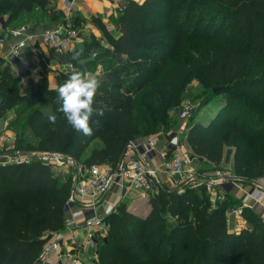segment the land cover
I'll return each mask as SVG.
<instances>
[{
	"label": "trees",
	"instance_id": "16d2710c",
	"mask_svg": "<svg viewBox=\"0 0 264 264\" xmlns=\"http://www.w3.org/2000/svg\"><path fill=\"white\" fill-rule=\"evenodd\" d=\"M48 0H0L4 26L22 11L44 10ZM218 20L220 25L211 21ZM226 36H220L228 20ZM116 39L104 34L107 48L85 43L73 67L93 74L100 67L89 121L90 136L71 129L57 112L56 89L41 75L29 84L21 137L7 153L60 155L78 164L81 173L108 166L114 170L130 143H140L166 125L177 95L192 78L201 77L206 99L223 96V108L206 125L187 123L184 142L189 156L221 171L229 163L231 144L264 146V0H145L125 2L117 18ZM96 50L91 60V48ZM180 56L177 59L174 56ZM76 64V66H75ZM69 75H60L61 85ZM212 88H220L212 94ZM17 80L0 72V118L18 101ZM145 116L134 100L141 92ZM210 102V101H209ZM208 101L205 104L209 103ZM57 117L55 124L48 121ZM236 115L246 116L243 126ZM26 134V136H25ZM28 134V135H27ZM139 139V141H136ZM143 139V140H142ZM88 152L86 157L82 156ZM236 155L231 175L246 180L264 176V154ZM74 171V168H71ZM74 175L61 176L51 165L31 157L26 164H0V264H34L43 246L64 229ZM177 189V188H176ZM147 192L143 218L117 206L103 219L105 233L85 264H264V222L245 208V224L233 230L225 215L235 209L228 195L214 210L203 187ZM167 218L176 223H168Z\"/></svg>",
	"mask_w": 264,
	"mask_h": 264
},
{
	"label": "crops",
	"instance_id": "0c3cea01",
	"mask_svg": "<svg viewBox=\"0 0 264 264\" xmlns=\"http://www.w3.org/2000/svg\"><path fill=\"white\" fill-rule=\"evenodd\" d=\"M144 1L145 0H112L111 2L106 0H48L47 6L44 10L34 6L32 12L22 11L19 13L17 20L10 22L7 26H4L7 21L6 16H0V36L4 33L8 34L7 38L3 40L0 39V67L2 69L7 68L10 74L18 81L19 85H26L25 87L28 91L31 81L37 80L41 75L46 79L49 89L55 90L59 83L60 75H70L71 72L65 66L64 54L66 50L56 53L44 49L40 44V36L46 32H52L55 30L73 31L76 36L67 44V50H69V52H67L73 59L76 58L77 51H80L85 43L91 41L99 42L101 47L107 48L108 43L105 42L103 35L109 34L112 39H116L119 36L116 25H112L103 20L101 22L105 27L103 25L98 26V21L100 19L87 22L88 19L92 16H102V18H107V16L112 15V13L114 14L115 11H118L116 16L118 17L125 2L142 4ZM69 6L71 7L70 12H66V7ZM20 27L25 28V45L20 49L19 54L29 62L30 68L36 71V74L25 71L11 55V51L17 44L18 40H14L10 33ZM99 74L100 67H97L96 71L91 75L97 77ZM1 119L2 118H0V130L3 127V120ZM197 122L200 123L199 120H197ZM174 135L175 134L168 137L164 136L161 141L158 140L154 149L155 151L147 164L148 167L155 171V175L152 178L154 185L167 191L176 189L174 182H177V178L169 177L165 171L166 165L172 158L171 149L168 148V143L174 139ZM183 137L184 136L179 137L183 147L182 151L184 155L191 158ZM13 141V133H8L3 129V132L0 134V155H9L7 153V148L9 150L12 149V147L9 146L13 144ZM160 153L164 154V156H161L162 154L160 155ZM137 158V153L134 151H127L124 154L123 161L131 162ZM191 161L193 163L192 165L198 172L199 169H201L200 166H204L211 170L208 165H204L205 163L203 161L200 162L194 159ZM111 170L112 169L108 166L97 167V172L103 174L108 173ZM89 171L81 173L79 178L82 182H85L90 177L91 173H89ZM207 172L209 173L199 172V174L211 177L216 171L212 170ZM234 194H236V192H234ZM121 202L128 204L127 211L129 213L141 218L145 217L149 211L148 199L145 193H140L137 190L130 188L126 183L118 181L111 191L104 195V197L95 204L96 207L94 214L103 220L108 214L114 211L119 204H123ZM78 206L79 204L73 205L70 209L71 212L75 211ZM261 209L264 210V207ZM230 228L237 230L240 227L237 228L236 226L231 225ZM57 234H60L64 239L62 251L68 253V256L77 258L79 264H82L79 260V256H85L87 253L90 254V251L80 249L84 240L82 231L80 229H63ZM92 259L93 257L90 258L91 261ZM50 261L51 264H54L56 262V257L52 255ZM34 264L38 263L36 262Z\"/></svg>",
	"mask_w": 264,
	"mask_h": 264
},
{
	"label": "built area",
	"instance_id": "2783aa9c",
	"mask_svg": "<svg viewBox=\"0 0 264 264\" xmlns=\"http://www.w3.org/2000/svg\"><path fill=\"white\" fill-rule=\"evenodd\" d=\"M111 2L112 0H106ZM70 6L66 7V12H70ZM11 37L18 40L13 47L11 55L14 60L25 70L32 74L36 71L30 68L29 62L19 54L20 49L25 45V28L20 27L11 31ZM75 33L71 30H55L46 32L40 36V44L44 49L52 52L65 51V66L71 71L70 55L68 54L67 44L75 38ZM68 51V52H67ZM95 56H91L94 58ZM191 109L186 107L178 115V125L174 139L168 143V148L171 149L172 158L166 165L165 171L169 177L177 178L174 186L184 187L191 190H196L203 187L210 203V209L216 208V203L222 202L228 195H233L238 190V184L232 181H226L228 178L219 171L213 173L211 177L200 175L197 169L192 165L190 158L183 153V147L179 137H182L187 130V123ZM158 139H148L143 144L130 143L127 151H134L138 154V158L131 162L122 161L121 166L117 172L111 170L108 173L97 172V167L90 169V177L82 182L79 178L81 169L74 174L72 184L75 185L74 190L69 193L67 202L68 217L64 222L65 230L80 229L84 235V240L80 249L84 251H91L94 249L97 238L103 237L105 227L103 220L94 214L96 203L104 197L118 181L126 183L130 188L137 190L140 193L149 192L154 185L152 178L155 171L148 167V162L154 153L155 146ZM30 158H13L0 160V164H14L21 165L30 161ZM37 161L51 165L56 171L60 172L64 168V163L72 165L70 159H64L60 155L41 154L36 157ZM245 198L247 200L248 208L251 210L252 205L264 207V176L256 180L251 186L246 187ZM79 204L78 208L71 212L73 205ZM260 207V208H262ZM243 208L230 209L225 215L226 225L241 227L244 221L241 218ZM64 239L60 234H53L51 239L43 246L38 257V264H51L50 258L52 255L56 257L54 264H79L78 259L68 256V253L62 251Z\"/></svg>",
	"mask_w": 264,
	"mask_h": 264
},
{
	"label": "rangeland",
	"instance_id": "374dc122",
	"mask_svg": "<svg viewBox=\"0 0 264 264\" xmlns=\"http://www.w3.org/2000/svg\"><path fill=\"white\" fill-rule=\"evenodd\" d=\"M117 14H118V11H115L114 14L112 13V15L107 16V18L106 17L102 18V16H92L91 18L88 19L87 22H92L93 20L100 19L98 21L99 22L98 26H101V25L104 26V24L101 22L103 20L106 21L107 23H111L112 25H116L115 24L116 18H118V17H116ZM232 22H233V19L228 20V22L224 25V28L221 30L220 36L224 37L227 35L228 29H230L229 27H230ZM211 23H213L214 26L216 24L220 25V23L216 19L211 21ZM106 35L109 36V34H106ZM89 53L91 56H93V55L95 56L96 50L92 47L90 49ZM175 57L178 60L183 59L179 55L176 56V54L174 56V59H175ZM94 59L95 58H91L92 61ZM75 66H76V64H75ZM1 71H2V68L0 67V72ZM200 78L201 77L192 78L190 80V82L182 88L181 92L177 95V97L175 99L173 110L170 111L167 115L166 125L161 126L159 131L156 134H152L153 129L151 127H149L147 125H142L143 132L148 133L150 135L146 137V140L142 139L143 141L140 142L141 144H143L144 142H146L148 139H151V138L158 139L159 141H161L164 136L168 137V136H171L172 134H175L176 130H177V125H178V115L186 107L191 109V112L189 114V124L191 123V119L195 118V120L196 121L199 120V122L202 125H206L207 123H209V121H211L219 113L220 110H222L224 97L219 95V96H215V97L206 99V97L210 91H209V89L208 90L204 89V85H203L204 82H202V79H200ZM25 86L26 85H24V84L22 86L19 85V83L17 81L16 95H17L18 101L13 102L12 105L10 106V108H8L7 111H5L3 116L1 117L2 118L1 120H3V127L0 130V134L3 132V129H4L8 133H13V136H14L13 144L9 147H12L14 145L17 137H19V136L21 137L26 116L30 112V110H29L25 116H18V113L25 111L27 109V105H28V104H26V102L23 101L25 99L24 97H26L28 92H29ZM143 93H144V91L135 97L134 104H135V106H137L140 109V111L145 116L150 117L149 111L143 105V101H142V94ZM207 101L208 102L210 101V102L208 104H205V102H207ZM236 117H239V122L241 125L245 126L248 124L249 118H246V116L236 115ZM4 124H5V126H4ZM25 136H26V134H25ZM174 137H175V135H174ZM136 141H139V139H137ZM7 146H8V144H7ZM231 147L232 148H230V151L232 153H231V156L229 159V163L222 165L220 172L222 174H224L225 176H227L228 178H233V179H236L238 181V183H237L239 185L238 190L236 191V194H234L233 199H231L232 205H235V207H236L235 209L248 208L246 198H245L246 187L251 186L256 180L251 181V180H246L243 178H237V177L232 176L231 175V172H232L231 166L233 165L234 158L236 155H238L240 157H242L243 155H250L249 158L262 156L264 154V146L260 145V146H257L255 148H249L248 146H246L245 143H240L237 145L235 142H233L231 144ZM7 150L9 151L8 148H7ZM161 154L162 153H160V155ZM86 156H87V152L82 156V158L86 157ZM161 156H164V154H162ZM69 162L72 165H69L65 162L64 168L59 172L61 174V176H63V177L70 176L71 174L74 175L79 170L78 164L74 163V161H72L71 159ZM204 165H206V164H204ZM71 168H74V171H72ZM200 168H201V169H199L200 173H209L207 171H212V170H209L208 168H206L204 166H200ZM182 190H184V187H178L176 189V191H179V192ZM121 203H123L125 205V208L127 210L128 204H126L125 202H121ZM119 205L122 206V204H119ZM251 207H253L251 210H249V209H247V210L253 211L254 215L259 220L264 222V210L260 208L262 206L252 205ZM167 222L168 223H176L175 220H172L171 218H167ZM244 225H242L241 228ZM90 258H91V253L90 254L87 253L85 256H83V255L79 256V260L82 262V264L90 262Z\"/></svg>",
	"mask_w": 264,
	"mask_h": 264
},
{
	"label": "clouds",
	"instance_id": "9594fccd",
	"mask_svg": "<svg viewBox=\"0 0 264 264\" xmlns=\"http://www.w3.org/2000/svg\"><path fill=\"white\" fill-rule=\"evenodd\" d=\"M71 67L68 78L56 88L59 107L57 112L63 114L66 124L85 136L92 134L89 126L90 118L95 112L102 115L100 109L93 107V97L98 88L97 79L87 72ZM57 117L50 115L48 121L55 124Z\"/></svg>",
	"mask_w": 264,
	"mask_h": 264
},
{
	"label": "water",
	"instance_id": "95a60500",
	"mask_svg": "<svg viewBox=\"0 0 264 264\" xmlns=\"http://www.w3.org/2000/svg\"><path fill=\"white\" fill-rule=\"evenodd\" d=\"M7 36H8V34H2L1 36H0V39L1 40H3V39H5V38H7ZM221 91V89L220 88H212V94H217V93H219ZM127 152V150H124L123 151V153L120 155V157H119V159H118V161H117V164H116V166H115V168H114V174H117V172H118V170H119V168H120V166H121V163H122V161H123V158H124V154ZM41 155V153H31V152H16V153H14L12 156H9V155H0V160H6V159H9L10 157H13V158H18V157H25V158H29V157H39ZM191 160L193 159V158H190ZM226 181H232V182H236V183H238V181L236 180V179H233V178H226L225 179ZM74 188H75V185L74 184H72V186H71V192L74 190Z\"/></svg>",
	"mask_w": 264,
	"mask_h": 264
}]
</instances>
